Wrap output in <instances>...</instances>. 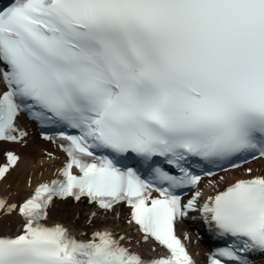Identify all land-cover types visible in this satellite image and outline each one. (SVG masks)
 Here are the masks:
<instances>
[{
    "label": "snow or ice",
    "instance_id": "1",
    "mask_svg": "<svg viewBox=\"0 0 264 264\" xmlns=\"http://www.w3.org/2000/svg\"><path fill=\"white\" fill-rule=\"evenodd\" d=\"M254 161L264 0H0V264H201L188 220L264 264V167L217 175Z\"/></svg>",
    "mask_w": 264,
    "mask_h": 264
},
{
    "label": "bare ground",
    "instance_id": "2",
    "mask_svg": "<svg viewBox=\"0 0 264 264\" xmlns=\"http://www.w3.org/2000/svg\"><path fill=\"white\" fill-rule=\"evenodd\" d=\"M43 147L49 148L52 151L60 152V149H58L56 146L51 145L47 142L43 144ZM28 152L33 151L32 149L25 150ZM251 167H264V162H257L254 163ZM37 173V183L40 182V180L44 178H48L54 175L55 168L49 167L47 171L45 172V175L41 177L39 175V169L36 168L35 164L32 161L26 162L25 166L14 176V180L17 182L19 185V191L21 192V195L23 196L24 194L32 191L31 188L28 187V181L31 176L32 172ZM244 175V171H237V172H229L226 174V178L229 180H234L235 178H238L240 176ZM209 189H207L208 191ZM61 207H64L63 205ZM53 222H64L66 223L69 227L73 228L74 230L77 229L78 225L74 222L73 217L71 214H65V213H53ZM114 229H119L122 232H128L130 234L131 230H133L132 226H129L127 223H120V222H113L110 225Z\"/></svg>",
    "mask_w": 264,
    "mask_h": 264
}]
</instances>
